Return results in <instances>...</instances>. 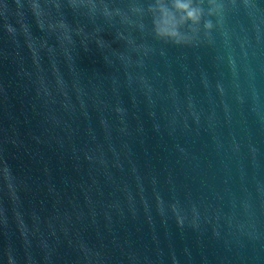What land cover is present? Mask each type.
I'll use <instances>...</instances> for the list:
<instances>
[{
    "label": "water",
    "instance_id": "95a60500",
    "mask_svg": "<svg viewBox=\"0 0 264 264\" xmlns=\"http://www.w3.org/2000/svg\"><path fill=\"white\" fill-rule=\"evenodd\" d=\"M0 264H264V0H0Z\"/></svg>",
    "mask_w": 264,
    "mask_h": 264
},
{
    "label": "clouds",
    "instance_id": "9594fccd",
    "mask_svg": "<svg viewBox=\"0 0 264 264\" xmlns=\"http://www.w3.org/2000/svg\"><path fill=\"white\" fill-rule=\"evenodd\" d=\"M179 7H181V8H187V5H185V4H181V5H178ZM187 16H188V18H193L194 17V12L193 11H188L187 12Z\"/></svg>",
    "mask_w": 264,
    "mask_h": 264
}]
</instances>
